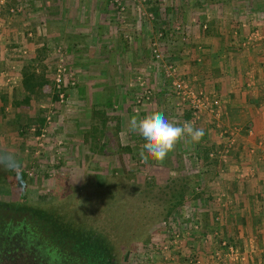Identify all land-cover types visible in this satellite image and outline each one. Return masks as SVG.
Masks as SVG:
<instances>
[{
    "label": "rangeland",
    "instance_id": "rangeland-1",
    "mask_svg": "<svg viewBox=\"0 0 264 264\" xmlns=\"http://www.w3.org/2000/svg\"><path fill=\"white\" fill-rule=\"evenodd\" d=\"M6 22L0 155L20 165L0 164V202L13 205L6 219L30 222L29 211L43 210L69 235L102 240L110 255L98 264H264V244L244 231L264 220V137L252 110L240 119L193 77L216 37L237 53H264V0H0ZM94 22L100 37L86 33ZM23 66L41 80L18 105ZM156 111L203 129L202 140L177 144L163 164L142 163L128 121ZM5 237L0 264H86L68 246L69 259L51 258L20 231Z\"/></svg>",
    "mask_w": 264,
    "mask_h": 264
},
{
    "label": "crops",
    "instance_id": "crops-1",
    "mask_svg": "<svg viewBox=\"0 0 264 264\" xmlns=\"http://www.w3.org/2000/svg\"><path fill=\"white\" fill-rule=\"evenodd\" d=\"M100 6V5H99ZM93 6L90 14H98L99 16L104 15L101 12V7ZM38 8V7H37ZM34 11V10H33ZM39 11L43 12V7H39ZM38 9L35 12H39ZM76 19L78 17V13ZM27 18V17H26ZM31 17L27 18L30 20ZM12 22L16 23L17 19H11ZM9 22V21H8ZM1 24L3 30L6 28L9 29L8 32H11L13 29L8 28L7 23ZM13 24V23H12ZM185 26V25H184ZM101 23L94 22V26L91 28H87L86 33L88 31L91 33L94 31V34L100 37V33L98 31L101 29ZM106 27V26H105ZM183 27V26H182ZM173 30V29H172ZM113 33V31H112ZM82 35V33H81ZM166 37V36H165ZM212 43L209 40H204L208 49H206L205 55H202L203 65L202 69L204 71L203 74L193 75L197 76L199 80L203 79V84L205 85L207 91L219 97V99L224 103L222 105L223 108H229L230 111L234 109L238 111L237 115L240 118L243 116L245 121L248 119V116L245 112H248L247 109L252 110L249 115V121L251 122L254 135L263 136L264 137V53L263 50H256L251 47L249 50L245 49L240 51L241 53H237L231 45H229L228 39H224L222 37H216V39H211ZM97 42V41H96ZM95 42V43H96ZM233 42V41H231ZM90 42L83 41L81 44H88V48L90 46ZM71 45H74L71 43ZM226 49V52L224 50ZM230 49V50H228ZM70 53H72L70 51ZM246 55V58L241 55ZM217 55V56H216ZM95 61L97 60L94 55L88 54V60ZM199 62L198 58L195 59ZM104 61L108 62L104 59ZM230 61V62H229ZM213 72H216L213 73ZM250 76L253 78V81H250L246 76ZM233 76H235V80L231 81ZM207 83V85H206ZM252 84V85H251ZM259 105V106H258ZM259 107V108H255ZM243 108V109H242ZM241 119V118H240ZM248 217V216H247ZM246 217V219H247ZM248 220V219H247ZM245 220V222H247ZM258 226L253 228L251 221L248 223V230L244 229L247 233H250L256 238H258L257 245H263V235H264V220L263 217L257 219ZM256 231V232H255ZM256 233V235L254 234ZM260 233H263L260 234ZM260 235V236H258Z\"/></svg>",
    "mask_w": 264,
    "mask_h": 264
},
{
    "label": "trees",
    "instance_id": "trees-1",
    "mask_svg": "<svg viewBox=\"0 0 264 264\" xmlns=\"http://www.w3.org/2000/svg\"><path fill=\"white\" fill-rule=\"evenodd\" d=\"M20 75V84L24 93L21 99L15 103L18 105H26L29 103L30 97L38 91L41 78L29 66H23ZM42 121V119H39L40 125ZM22 176L23 175L20 174L17 177V183L19 185H22ZM10 208H13L11 203L5 204L0 202V234H3L4 237L11 236L12 233L20 231L21 236H24L27 242L34 243L39 252H47L51 258L55 256V258H57V256L63 258V256L67 255L66 257L69 259L68 256L70 255L63 253V248L68 246L70 249H73L79 256L78 258L83 260L86 264H89V262L98 264L109 261L110 250L108 247L106 248L104 246L105 244L103 245L102 240L89 235L86 237V233H78V236L69 235L62 229L61 223L52 224L50 218L43 210H39L37 213L34 212V210L29 211L31 213V215H28L30 222L26 219V216L21 217L19 220L11 218V216L6 219L5 217L7 215L5 213L8 212ZM54 221L56 220L54 219ZM27 222H29V224ZM40 229L42 237H34L36 236L34 230L39 231ZM43 235H45V238H43ZM47 240H50L51 243ZM45 244H48V246ZM73 264H75V262Z\"/></svg>",
    "mask_w": 264,
    "mask_h": 264
},
{
    "label": "clouds",
    "instance_id": "clouds-1",
    "mask_svg": "<svg viewBox=\"0 0 264 264\" xmlns=\"http://www.w3.org/2000/svg\"><path fill=\"white\" fill-rule=\"evenodd\" d=\"M128 131L138 134L142 139L139 153L141 162L148 164L151 160L163 164L169 153L175 151L177 144L184 140L199 143L204 130L194 127L190 122L181 126L174 125L162 112L156 111L144 117L133 115L128 121ZM0 164L10 170L19 169L20 165L11 154L0 155Z\"/></svg>",
    "mask_w": 264,
    "mask_h": 264
},
{
    "label": "built area",
    "instance_id": "built-area-1",
    "mask_svg": "<svg viewBox=\"0 0 264 264\" xmlns=\"http://www.w3.org/2000/svg\"><path fill=\"white\" fill-rule=\"evenodd\" d=\"M56 81H59V79H56ZM174 84V86H175V88H177V89H179L180 87H179V85L178 84H176V83H173ZM200 102V104L202 105L203 104V101H204V99L202 98V99H199V100H197V102ZM197 105H194L195 107H198L199 105H198V103H196ZM205 104V103H204Z\"/></svg>",
    "mask_w": 264,
    "mask_h": 264
},
{
    "label": "flooded vegetation",
    "instance_id": "flooded-vegetation-1",
    "mask_svg": "<svg viewBox=\"0 0 264 264\" xmlns=\"http://www.w3.org/2000/svg\"><path fill=\"white\" fill-rule=\"evenodd\" d=\"M8 237H10V236H8Z\"/></svg>",
    "mask_w": 264,
    "mask_h": 264
}]
</instances>
